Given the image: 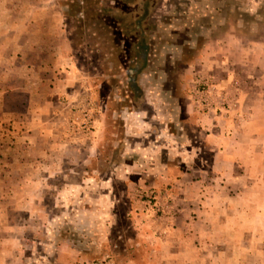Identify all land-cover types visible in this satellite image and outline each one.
<instances>
[{
  "label": "rangeland",
  "instance_id": "374dc122",
  "mask_svg": "<svg viewBox=\"0 0 264 264\" xmlns=\"http://www.w3.org/2000/svg\"><path fill=\"white\" fill-rule=\"evenodd\" d=\"M112 5L97 20L82 0H0V264H181L180 242L264 264V113L235 99L264 84V0ZM44 123L77 168L41 170L58 178L27 212Z\"/></svg>",
  "mask_w": 264,
  "mask_h": 264
},
{
  "label": "crops",
  "instance_id": "0c3cea01",
  "mask_svg": "<svg viewBox=\"0 0 264 264\" xmlns=\"http://www.w3.org/2000/svg\"><path fill=\"white\" fill-rule=\"evenodd\" d=\"M260 56L262 58L260 64H264V62H263L264 61V55H260ZM245 58H247L248 61L249 60L253 61L252 60L253 57H249V58L245 57ZM28 67H30V66L28 65ZM32 67H33V65H32ZM260 67L262 68V71H260V72L262 74H264L263 66L260 65ZM37 68L39 70H42V72H43V74H42V72L40 71V75H42L41 76L42 78L41 77L40 78L43 81L52 80V79L45 78V76L46 77L52 76V75H50L51 74L50 72H52V71H49V69H48L49 72L48 71L44 72L45 69L47 68L46 66L39 65V67H37ZM35 70H36V68L34 69V71ZM28 74H31V73H28ZM253 78L254 79L252 80V82L250 84L247 82H243V83H241V86H240V84L238 83V86H240V89H238V91H240L238 93L239 98L238 99L235 98V99L241 105H242V103H244L246 101V104L250 105V107H251V110H250L251 114L250 115L254 118L260 119L259 117H261V115L264 113V111L261 110V106L262 105L264 106V84L258 81L260 79V77H257V78L253 77ZM6 95H7V93L4 95L5 99H6ZM52 102H47L48 106L50 104H53ZM7 103L8 102H5V105ZM257 109H259V110L257 111ZM257 112H259V114H260V112H262V114L258 115ZM53 121H57L59 124V128H61L64 131V126H67V125H65L64 119L62 117H58L57 119L55 117V120H53ZM214 121H215V119H214ZM43 126H44V128L33 129L32 131H30L32 134H29V135H30V138H33V137L36 138V140L38 141L37 145L38 144L44 145L43 148L37 147L36 145L33 147L40 148V150L41 149L45 150V151H43L45 156H44V158H40L39 160L32 161L31 163H29V165L24 166V169L28 170V172L26 173V175L22 178V180L20 182L22 185L28 186L31 188H30V191H28V189H26V191L21 194L19 199L16 198V201L18 203H21V205H23V207H21V208L17 207V208L20 210L27 211V212H28V209L25 207L26 203L28 206L33 208L32 203H36V202L39 203V202L43 201L45 199V193H46L45 191L47 190L46 188L50 187L53 184L52 182L54 181V179L58 178V177H55V175L51 176L49 173H45V174L42 172L40 173L41 170L59 171L63 168H66L68 170L77 168V161H76V157H75L76 153L74 152L75 151L74 147L71 145V141L69 143H67V140L64 141V138L61 135L62 132L60 134V136H61L60 138L56 137V139H54L51 131H49L50 126L46 125L45 123ZM48 145H50L52 149H49L47 147ZM27 146H29V145H27ZM16 150L18 151L17 147L14 148V151H16ZM47 150L50 151L51 155H53V154L56 155L55 156L57 158L56 161H51V162L46 161L47 158H45V157H48V154H49ZM214 150H216V147H214ZM65 154H67L68 159L65 158V156H64ZM19 163L21 166L22 162L20 161ZM21 169H23V168H21ZM38 171H39V173H38ZM56 174H58V173H56ZM56 176H58V175H56ZM7 180L15 182L17 180V177H11V178H8ZM11 195L12 194H9L10 199H9V197H5L6 202H13V200H15L14 195H12V196ZM192 203L195 205L196 201L192 199ZM12 210H14V209H12ZM32 211H34V209H32ZM200 216L201 215H197V217H199V218H200ZM169 232H170V230L164 231V233H167V234ZM180 244L185 246L186 248H188V251L186 253H184L181 264H204V262L201 261V254H200V252L202 251V247H200L198 244H196V245H194V247L191 248L189 246V243H186V242H180ZM213 257L216 258V254ZM171 264H175V263L173 262Z\"/></svg>",
  "mask_w": 264,
  "mask_h": 264
},
{
  "label": "trees",
  "instance_id": "16d2710c",
  "mask_svg": "<svg viewBox=\"0 0 264 264\" xmlns=\"http://www.w3.org/2000/svg\"><path fill=\"white\" fill-rule=\"evenodd\" d=\"M91 3L88 2V0H82L83 6H84V10L86 12L89 13L90 10H92L93 14L92 16H94L97 20L102 19L101 17H103L100 12H103V15H105V11L104 10H100L101 8H103L105 5H109L108 6V10H110V14L109 17L110 18H117V15H115L114 13L112 14L111 11L114 10V5H112L113 3H119L120 0H109V2L107 0H90ZM107 3V4H105ZM112 3V4H111ZM100 4V5H99ZM98 6V7H96ZM101 6V7H99ZM106 8V7H105ZM100 11V12H99ZM87 15V14H86ZM8 96L6 95V98ZM9 103H7L8 105ZM25 105V103H24Z\"/></svg>",
  "mask_w": 264,
  "mask_h": 264
},
{
  "label": "built area",
  "instance_id": "2783aa9c",
  "mask_svg": "<svg viewBox=\"0 0 264 264\" xmlns=\"http://www.w3.org/2000/svg\"><path fill=\"white\" fill-rule=\"evenodd\" d=\"M97 264H113L112 262H101V263H97Z\"/></svg>",
  "mask_w": 264,
  "mask_h": 264
}]
</instances>
